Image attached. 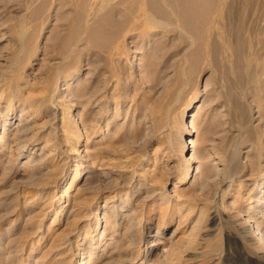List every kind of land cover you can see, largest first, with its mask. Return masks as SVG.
<instances>
[{
    "label": "rangeland",
    "instance_id": "obj_1",
    "mask_svg": "<svg viewBox=\"0 0 264 264\" xmlns=\"http://www.w3.org/2000/svg\"><path fill=\"white\" fill-rule=\"evenodd\" d=\"M216 1L0 0V264H264V0Z\"/></svg>",
    "mask_w": 264,
    "mask_h": 264
},
{
    "label": "bare ground",
    "instance_id": "obj_2",
    "mask_svg": "<svg viewBox=\"0 0 264 264\" xmlns=\"http://www.w3.org/2000/svg\"><path fill=\"white\" fill-rule=\"evenodd\" d=\"M180 1V0H179ZM217 2V1H216ZM217 4H218V6L220 5V8H221V5L222 6H226L227 5V7L228 6H230L229 5V3H228V1H226V0H218V2H217ZM178 5V4H177ZM223 8V7H222ZM222 8H221V10H222ZM224 9V8H223ZM253 9V8H252ZM218 12H219V10H218ZM217 12V13H218ZM224 16V15H223ZM255 17V16H254ZM179 19V18H178ZM219 19V18H218ZM224 20V19H223ZM224 23H225V21H224ZM216 24V23H215ZM245 24V23H244ZM178 26V25H177ZM220 26V25H219ZM231 27V26H230ZM231 29H232V27H231ZM237 30V29H236ZM219 32V31H218ZM238 32V31H237ZM217 33V32H216ZM239 33V32H238ZM224 34V33H223ZM243 34V33H242ZM225 36V35H224ZM250 36V35H249ZM228 37V36H227ZM230 37V36H229ZM235 37H236V35H235ZM243 38V37H242ZM223 39H225V38H223ZM237 40V39H236ZM241 40V39H240ZM239 39H238V43H237V45H236V51H237V59H238V57H239V49L241 48V45L242 44H244V39L242 40L243 41V43H241V41H240ZM251 40V39H250ZM225 43V42H224ZM259 43V42H258ZM230 44V43H229ZM210 46V45H209ZM230 47V46H229ZM244 47V46H243ZM220 55V54H219ZM224 57V56H223ZM222 57V58H223ZM240 58V57H239ZM219 60V59H218ZM221 60V59H220ZM219 60V61H220ZM227 60V59H226ZM239 60V59H238ZM240 60H241V58H240ZM213 62V61H212ZM222 62H224V61H222ZM226 66V65H225ZM232 68V67H231ZM226 69V68H225ZM228 69V68H227ZM215 70V69H214ZM222 74V73H221ZM222 77V76H221ZM231 80H229V82H230ZM197 101V99H195V101L192 103V104H190V106L186 109L187 110V113H188V111H190V113H188V114H186V118L187 117H190L189 119H186L185 118V120H184V122L182 123V127H181V129H182V132H181V137H184L185 135H187V137H189V141L188 142H190V145H191V152L189 151V149H188V145H187V143L188 142H186V146L185 147H182L181 149H180V153H179V155H180V159L183 161V163H184V167H183V169H182V174H181V176H180V182H186V181H189L192 177H193V173H192V169H193V166H192V161H193V156H194V154L196 153V144H195V139L193 138V136L191 135V133H192V131H193V127H194V124H193V110H194V108H195V102ZM70 119H73V116H71V118ZM20 125H21V123H20ZM185 140H186V138H185ZM185 140L182 142L183 144L185 143ZM190 152V153H189ZM72 171H76L77 173H79V172H81L82 170H81V166L78 164V163H73L72 164V167L70 168ZM262 182H263V180H262ZM238 216H240V217H242V219H243V221H249V225H250V227H251V229H252V233L254 234V236H256V238L257 239H264V235H263V233L260 231V229H259V227H258V225L257 224H250L251 223V219H250V216H248V215H246V213H243V212H239L238 213ZM101 225H100V223L99 222H97V224H96V228H98V227H100ZM83 258L85 257V256H82Z\"/></svg>",
    "mask_w": 264,
    "mask_h": 264
}]
</instances>
